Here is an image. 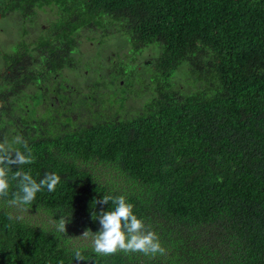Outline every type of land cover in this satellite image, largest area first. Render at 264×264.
Returning <instances> with one entry per match:
<instances>
[{
	"label": "trees",
	"instance_id": "1",
	"mask_svg": "<svg viewBox=\"0 0 264 264\" xmlns=\"http://www.w3.org/2000/svg\"><path fill=\"white\" fill-rule=\"evenodd\" d=\"M47 9L39 40L0 71V147L32 153L0 195V264H264V0H0L1 19L29 25ZM95 28L132 50L85 90L67 88L78 39ZM18 167L61 181L11 206ZM105 195L133 203L163 254L92 253L93 212L114 206Z\"/></svg>",
	"mask_w": 264,
	"mask_h": 264
},
{
	"label": "clouds",
	"instance_id": "2",
	"mask_svg": "<svg viewBox=\"0 0 264 264\" xmlns=\"http://www.w3.org/2000/svg\"><path fill=\"white\" fill-rule=\"evenodd\" d=\"M32 162L30 149L13 151L0 147V195L7 196L9 190V172L13 165H25ZM11 179L17 181V189L12 193L7 203L11 206H30L37 194L46 190L53 192L60 183L61 177L56 172H46L42 178L35 179L30 171L18 170L12 173ZM114 205L99 213L93 212L99 223V229L92 233L91 251L94 254H113L117 251L161 253L165 251L157 233L150 229L142 217L134 212V205L125 195H105L100 198V204ZM62 216L56 221L59 232H65L66 218ZM11 221L13 217L8 216ZM89 232L85 231L84 233ZM80 249L74 250V260H81Z\"/></svg>",
	"mask_w": 264,
	"mask_h": 264
},
{
	"label": "rangeland",
	"instance_id": "3",
	"mask_svg": "<svg viewBox=\"0 0 264 264\" xmlns=\"http://www.w3.org/2000/svg\"><path fill=\"white\" fill-rule=\"evenodd\" d=\"M52 11L47 9L46 11H38L39 23L33 24L32 29H30V34L26 36L25 39L29 43L34 45L42 35L46 26V22L50 23L54 18ZM16 16H9L7 19L0 18V51L10 52L15 48L16 43L20 39V27L17 24ZM27 30L28 27H25ZM93 31H84L82 37L78 39V46L76 47L74 53V63L75 68L72 71L65 70L63 72L66 82H70L68 85H76L79 89L85 90V85L90 83H95L97 77H100V67L101 66H111L117 63L120 59H117L116 54H127L130 53L132 47H130L127 38L121 36L114 28L108 29L107 34L100 28H95ZM100 32H98V31ZM101 34L105 36H101ZM148 53L152 52L150 49L144 51L141 56L145 57ZM132 60V59H130ZM140 62H135L130 65V67H135L138 71L140 69ZM134 69V68H133ZM5 70V65L3 59L0 58V71ZM177 82H182L181 77H177ZM29 93H32V90H28ZM128 98H132L133 94L128 90L125 91ZM148 101V94H145L143 91L136 94L135 99L130 102V105L133 108L139 109L141 106H144ZM79 238V237H77ZM84 239V236L80 237Z\"/></svg>",
	"mask_w": 264,
	"mask_h": 264
},
{
	"label": "flooded vegetation",
	"instance_id": "4",
	"mask_svg": "<svg viewBox=\"0 0 264 264\" xmlns=\"http://www.w3.org/2000/svg\"><path fill=\"white\" fill-rule=\"evenodd\" d=\"M18 26L20 27V41L18 43H16L15 48L18 46V44H20L23 41H26L27 43H29L27 41L26 36H28L30 34V29H32V25L27 24L26 22H24L23 20H21V22H17ZM25 27H28V29L26 30ZM15 48L12 49V51L10 52H2L0 51V58L3 59L4 65H7V54H13L15 55ZM7 67V66H6ZM69 70V69H67ZM62 81H64L63 79H61ZM62 81L56 82L55 80H52L49 84V86H47V90H46V95L50 97V99L48 100L47 103L54 105L56 104L57 106L53 108V111L57 112L60 110L59 107V96H60V90H61V86H62ZM67 88L71 87L68 84H64ZM67 94L69 95V91H67ZM135 98H133L134 100Z\"/></svg>",
	"mask_w": 264,
	"mask_h": 264
}]
</instances>
